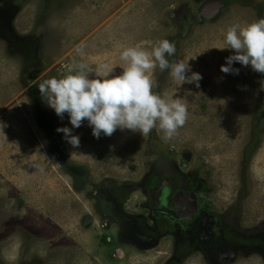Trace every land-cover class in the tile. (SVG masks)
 <instances>
[{"label":"rangeland","instance_id":"374dc122","mask_svg":"<svg viewBox=\"0 0 264 264\" xmlns=\"http://www.w3.org/2000/svg\"><path fill=\"white\" fill-rule=\"evenodd\" d=\"M213 1L0 0V264H154L156 257L163 264L171 235L142 257L111 262L116 241L100 237L116 236L120 221L98 191L117 196L122 212L142 214L136 186L166 164L197 172L218 208L264 201V74L238 62V74L221 72L234 53L213 47L223 45L229 26L264 17V0H218L224 5L216 15L201 14ZM163 39L175 44L170 61L202 76L199 87L178 86L169 71H154L153 92L176 91L187 107L185 124L168 140L158 126L148 136L117 129L95 138L86 120L73 128L40 95L37 85L60 78L73 61L95 71L123 64L127 47L151 51ZM121 72L115 66L112 75ZM57 127L70 128L79 146Z\"/></svg>","mask_w":264,"mask_h":264},{"label":"clouds","instance_id":"9594fccd","mask_svg":"<svg viewBox=\"0 0 264 264\" xmlns=\"http://www.w3.org/2000/svg\"><path fill=\"white\" fill-rule=\"evenodd\" d=\"M84 47L83 43L77 45L75 52L83 55ZM213 47L231 49L234 53L226 57V63L220 66L221 72L238 74L239 69L232 67L238 62L264 74V17L243 26H229L223 35V45ZM175 52V44L167 39L158 41L151 51L139 46L127 47L119 55L123 64H101L93 71L87 63L73 61L66 74L45 79L37 87L44 102L58 117L63 119L67 113L73 128L86 120L95 138L101 134L110 137L117 129L148 136L158 126L163 132L162 139L168 140L185 124L187 107L175 98L176 91L165 97L153 92L154 71L157 68L161 72L169 71L178 86L188 83L199 87L202 79L200 73L191 71L187 62H172L167 58ZM115 66L122 69L119 75H112ZM92 73L94 77L89 78ZM259 85L258 91H264V80ZM56 131L62 132L73 147L79 146V137L70 128L57 127Z\"/></svg>","mask_w":264,"mask_h":264},{"label":"flooded vegetation","instance_id":"af4514ba","mask_svg":"<svg viewBox=\"0 0 264 264\" xmlns=\"http://www.w3.org/2000/svg\"><path fill=\"white\" fill-rule=\"evenodd\" d=\"M254 149L255 143L244 149L245 162ZM136 188L143 194L145 211L134 216L121 211L117 196L98 191L120 221L116 236L100 237V243L116 241L111 262L136 254L142 257L158 246L161 237L171 235V250L163 264H264L263 200L234 202L231 209L221 210L208 197L198 173L174 163L152 172ZM101 209L105 212L107 207Z\"/></svg>","mask_w":264,"mask_h":264},{"label":"water","instance_id":"95a60500","mask_svg":"<svg viewBox=\"0 0 264 264\" xmlns=\"http://www.w3.org/2000/svg\"><path fill=\"white\" fill-rule=\"evenodd\" d=\"M224 5L222 1H213V2H208L204 5L203 8H201V14L205 16H214L216 15L220 8Z\"/></svg>","mask_w":264,"mask_h":264},{"label":"trees","instance_id":"16d2710c","mask_svg":"<svg viewBox=\"0 0 264 264\" xmlns=\"http://www.w3.org/2000/svg\"><path fill=\"white\" fill-rule=\"evenodd\" d=\"M195 1L200 2V1H202V0H195Z\"/></svg>","mask_w":264,"mask_h":264}]
</instances>
